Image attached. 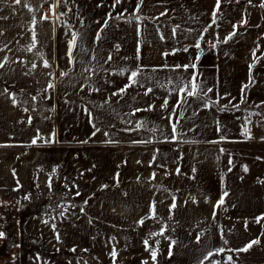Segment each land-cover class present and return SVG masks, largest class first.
I'll list each match as a JSON object with an SVG mask.
<instances>
[{"label": "rangeland", "instance_id": "1", "mask_svg": "<svg viewBox=\"0 0 264 264\" xmlns=\"http://www.w3.org/2000/svg\"><path fill=\"white\" fill-rule=\"evenodd\" d=\"M50 2L35 23L22 21L10 8L0 16V264H117L111 256L117 252L116 207L122 191L130 193L125 190L132 179L126 163L132 149L180 144L138 139L183 133L177 110L183 77L157 71L163 65L153 61L146 46L156 35L145 23L138 31L145 44L140 43L136 62L138 82L121 93L133 70L116 62L115 0H73L69 9L64 0ZM261 4L264 0H220L216 10L219 26L253 34L259 65L264 64ZM89 55L93 61L86 60ZM242 89L232 111L243 115L239 110H245L240 119L253 122L264 118V107L243 108L246 85ZM94 124L100 129L95 135ZM119 250L125 251L126 264V247L120 243ZM234 256L213 264H246Z\"/></svg>", "mask_w": 264, "mask_h": 264}, {"label": "crops", "instance_id": "2", "mask_svg": "<svg viewBox=\"0 0 264 264\" xmlns=\"http://www.w3.org/2000/svg\"><path fill=\"white\" fill-rule=\"evenodd\" d=\"M47 1L51 0H22L21 4L0 0V16L10 8L15 14L20 12L22 21H41L44 9L52 7ZM216 4L217 0H121L114 8L116 62L137 71L143 40L138 31L146 23L156 35L145 38L151 47L148 53L163 65L157 71L164 72V77H183V86L195 73L203 90L197 96L180 92L177 110L183 133L161 138L149 133L138 139L179 145L131 150L126 173L132 179L125 190L130 193L122 191L115 215L117 264H125L120 243L123 250L126 247V264L129 257L131 264H202L209 253L243 248L252 240L259 243L247 252H232L241 263L264 264V220L256 222L264 216V118L254 122L255 136L250 140L243 136L239 123L246 111L239 110L243 115L232 111L250 79L242 106L264 107V64H257L253 34L237 35L234 27L217 24ZM197 42L200 49L193 46ZM175 55L181 56L172 63ZM93 59L92 55L86 58ZM183 65H189L187 71L177 67ZM118 164L124 173V163ZM221 198L224 203L217 207Z\"/></svg>", "mask_w": 264, "mask_h": 264}, {"label": "snow or ice", "instance_id": "3", "mask_svg": "<svg viewBox=\"0 0 264 264\" xmlns=\"http://www.w3.org/2000/svg\"><path fill=\"white\" fill-rule=\"evenodd\" d=\"M249 2L251 3V0H249ZM15 3H16V4H21V3H22V0H15ZM119 3H121V0H115V3L113 4V8H115V6H116L117 4H119ZM140 3H143V0H140ZM219 6H220V0H217L216 8L219 9ZM260 6H261V7H264V4H261ZM137 9H139V5H137ZM30 11H31V9H30ZM109 16L111 17V14H109ZM213 17H215V12L213 13ZM44 19H47V17H44ZM33 22L35 23V20H34ZM129 22H130V21H129ZM105 25H107V21L105 22ZM234 27H235V26H234ZM233 35H235V33H232V34H230L228 37H226L225 40H224V42L226 43L227 40L231 39ZM76 39H77V35L74 33V34H73V37H72V40L70 41V44H69V57H70V58H71V52H72V49L74 48V46H75V44H76ZM97 39H99V33L97 34ZM198 39H199V40H202L203 37L201 36V37H199ZM35 41H36V37H35V33H33V44H32V46H31L32 48H34V47L36 46V42H35ZM193 46H194L195 48H197V49H200V47H201V45H200L199 42L195 43ZM213 46H214V45H213ZM29 50H31V48H30ZM184 51H188V49L185 48ZM138 54H139V48H138ZM165 55H167V53H165ZM254 55H255V53H254ZM6 59H7V58H5V61H6ZM109 59H111V57H109ZM196 60H199V56L196 57ZM49 66H50L49 63H48L47 61H44V67H49ZM0 67H3V64H2V63H0ZM32 67L35 68L36 65L33 64ZM177 67H183L184 70L187 71L189 65H183V66H177ZM191 67H192L193 69H195V68H196V64L193 63V64L191 65ZM252 67H254V65H250V68H252ZM138 75H139V73H138L137 71H133V72L131 73L130 77H129L131 83H130L129 85H127L125 89H121L120 92H121V93H122V92H125L126 89H127V87H131L133 84L137 83L138 81L136 80V77H137ZM196 81H197V76H196L195 73H194V74L192 75V77H191V80L189 81V84H188V85H185V86H183V87H181V88H180V92H182V93H186V96H197V95L202 94L203 90H200V87H199V85L196 83ZM48 87H49V88H52L53 85H52V84H49ZM198 90H199V91H198ZM208 91H211V89H209ZM242 91H243V89H242ZM148 92H151V89H150V88L147 90V92H146L145 94L147 95ZM34 99H35V98H34ZM181 100H182V102H186V99H185L183 96H182ZM166 105H167V101H165V104H164L162 107H164V106H166ZM147 110H150V109H147ZM89 115H91V114L89 113ZM29 123H30V120H29ZM93 127L95 128V131L93 132V135H95L96 132L100 131V129L97 128V127L95 126V124L93 125ZM173 131H175V129H173ZM54 135H55V134H53V136H54ZM39 138H40V137L38 136L37 139H39ZM249 138H251V137H249ZM47 142L51 143V142H55V141L50 139V140H48ZM87 142H88V141H83V143H87ZM32 143L35 144V143H36V140L34 139V140L32 141ZM108 143H112V141L109 140ZM230 163H231V161H230ZM247 170H248V169H247V167L245 166L244 171L247 172ZM49 186H50V185H49ZM77 195H79V193H77ZM227 195H228V193L225 192V193H224V196H227ZM223 203H224V200H223V198H221V200L218 202V204H217L216 206L219 207V206L222 205ZM173 207H175V205H173ZM261 220H264V216H261V217H257V218H256V222H257V223H259ZM141 223H142V221H141ZM53 227H54V226H53ZM245 227H247V221H245ZM3 236H4V233H3V232H0V237H3ZM144 243H145L146 246L148 245V241H147V240H145ZM224 243L227 244V240H225ZM258 243H259V240H252V241L248 242L243 248H239V249H229V251H234V252H247L249 249H251V248L253 247V245L258 244ZM218 251H219V252H223L224 249L221 248V249H218ZM151 255H152V259L155 261V259H156V252L153 251V252L151 253ZM211 255H212V253H209V256H211ZM111 256L113 257V259H114V261H115V257L117 256V252L115 251V249H113V251H112V253H111ZM228 260L231 262V261H232V257L230 256V257L228 258ZM143 264H147V262L145 261V262H143Z\"/></svg>", "mask_w": 264, "mask_h": 264}, {"label": "trees", "instance_id": "4", "mask_svg": "<svg viewBox=\"0 0 264 264\" xmlns=\"http://www.w3.org/2000/svg\"><path fill=\"white\" fill-rule=\"evenodd\" d=\"M252 81L250 79L248 85L246 86V89L251 85ZM219 109V108H217ZM28 215V214H27ZM30 215H28L29 217ZM27 217V218H28ZM25 221H27L28 219H24ZM29 245V246H28ZM30 247V244L29 243H26V246H24L25 249H28ZM226 254H231L232 256H234L236 258V254L232 251H223V252H220L218 254H212L211 256H209L207 259H205L202 264H213L217 261H219L220 263L223 261L224 259V255Z\"/></svg>", "mask_w": 264, "mask_h": 264}, {"label": "built area", "instance_id": "5", "mask_svg": "<svg viewBox=\"0 0 264 264\" xmlns=\"http://www.w3.org/2000/svg\"><path fill=\"white\" fill-rule=\"evenodd\" d=\"M65 6L67 9L72 7L73 0H64ZM240 126L242 127V131L251 134V136H254V130H255V123L253 121H249L247 119H239Z\"/></svg>", "mask_w": 264, "mask_h": 264}, {"label": "bare ground", "instance_id": "6", "mask_svg": "<svg viewBox=\"0 0 264 264\" xmlns=\"http://www.w3.org/2000/svg\"><path fill=\"white\" fill-rule=\"evenodd\" d=\"M41 111V110H40ZM46 113V112H45ZM43 114H44V112H43Z\"/></svg>", "mask_w": 264, "mask_h": 264}]
</instances>
